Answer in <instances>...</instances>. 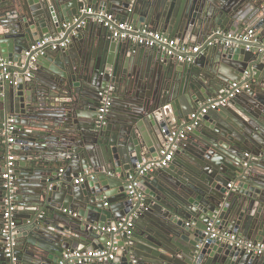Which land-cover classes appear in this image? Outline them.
Returning a JSON list of instances; mask_svg holds the SVG:
<instances>
[{
  "label": "water",
  "instance_id": "1",
  "mask_svg": "<svg viewBox=\"0 0 264 264\" xmlns=\"http://www.w3.org/2000/svg\"><path fill=\"white\" fill-rule=\"evenodd\" d=\"M88 7L200 48L180 62L118 41L81 12ZM249 27L264 38V0H0V60L12 70H26L36 51L25 53L45 35L69 41L37 54L28 79L0 80V123L15 120L18 161L16 244L6 257L0 225V264H57L67 249H103L100 229L126 215L134 229L118 236L114 259L83 264H264L204 236L213 222L264 242V47L234 38ZM233 81L240 91L208 111L130 200L136 163L157 158L168 133ZM108 88L99 125L97 93ZM3 207L0 187V216Z\"/></svg>",
  "mask_w": 264,
  "mask_h": 264
},
{
  "label": "built area",
  "instance_id": "2",
  "mask_svg": "<svg viewBox=\"0 0 264 264\" xmlns=\"http://www.w3.org/2000/svg\"><path fill=\"white\" fill-rule=\"evenodd\" d=\"M81 12L90 14L93 16V20L106 27L111 36L118 41H129L134 44H138L148 48H158L165 55L173 56L180 62H190L192 60L193 53H196L200 46H189L178 42L175 38L168 36L167 34L155 31L146 27H138L131 21L117 19L116 16L108 11L102 9H96L93 7L83 8ZM257 30L254 27H249L242 32L237 33L234 38L243 40L246 42L258 43L264 47V38L257 35ZM217 33H220L217 31ZM64 32L58 35H45L43 38L37 40L25 54L28 56L32 51H36L31 56L29 63L20 64V67H26V70L20 74L10 68L12 64L9 61L0 60V80L14 81L19 77L28 79L30 77V70L33 67V61L37 54H43L45 47L55 49L57 47H67L68 39L63 40ZM247 49L250 46H246ZM17 65V64H15ZM240 91L238 82L233 81L224 89V91L216 96L207 99L200 107L189 115V122L185 123L181 128L171 130L166 137L165 143L160 155L157 158L142 159L135 169L139 174H144L153 171L155 168L163 167L173 158V150L176 148L177 143L187 137V134L193 131L199 124L201 118L211 110H215L221 106H224L227 101ZM111 89H104L100 92L102 97L101 105L98 108V122L102 120L105 112L110 106ZM14 119L9 117L5 123V133L7 134L10 146L14 143ZM248 156V154H246ZM14 153L12 147L7 155L6 164L3 172L1 173V179L3 181V187L6 190L4 198V210H3V225L1 229V236L4 238V253L8 258H13V252L15 247V220L14 212L16 209L15 193L13 189V172H14ZM63 169H60L62 172ZM89 171L85 170L74 179L75 184L81 183L86 176H89ZM130 181L127 185V197L130 200L138 201L142 198V194L138 189L137 180L133 179L129 174ZM230 186V185H229ZM134 229L133 215L123 216L119 218L112 225L102 227L100 230L107 235L105 246L103 249H67L63 251L62 256L57 264H65L67 262H76L79 264L90 263L93 261L113 260L115 253L118 249L117 238L123 234L131 235ZM205 241H217L219 243L230 245L231 247L244 250L247 253L264 256V242H254L244 239L243 237L220 230L216 228L213 222H208L204 230Z\"/></svg>",
  "mask_w": 264,
  "mask_h": 264
},
{
  "label": "flooded vegetation",
  "instance_id": "3",
  "mask_svg": "<svg viewBox=\"0 0 264 264\" xmlns=\"http://www.w3.org/2000/svg\"><path fill=\"white\" fill-rule=\"evenodd\" d=\"M246 29V28H245ZM244 29V30H245ZM220 32V31H218ZM217 33V32H216ZM261 37V36H260ZM100 92L99 91L97 94L98 96H101L100 95ZM111 94V92H110ZM100 103H101V99L99 100V106H100ZM99 108V107H98ZM97 108V109H98ZM105 116V115H104ZM103 116L102 120L99 121V125H103L105 124V117ZM11 117V116H9ZM8 117V118H9ZM98 117H99V114H98ZM97 117V119H98ZM7 118V119H8ZM13 118V117H12ZM14 119V118H13ZM5 123H6V120L1 121L0 123V187L2 189V204L4 206V198H5V195H6V190L4 189L3 187V181L1 179V173L3 172L4 170V167H5V164H6V159H7V155H8V152L10 150V147H12V151L14 153V164H15V167H14V172H13V179H14V182H13V189H14V193H15V196L17 195V189H18V182H17V175H16V171L18 170V161H17V154H16V151H15V145L17 144V137L16 135L13 133V137H14V143L12 144V146H10V142L8 141V137H7V134L5 133ZM14 128H15V120H14ZM62 168V167H61ZM64 169V168H62ZM16 209H17V205H16ZM15 209V211H16ZM3 210H4V207L3 209L1 210V216H0V225L2 226L3 225ZM2 229V227H1Z\"/></svg>",
  "mask_w": 264,
  "mask_h": 264
},
{
  "label": "crops",
  "instance_id": "4",
  "mask_svg": "<svg viewBox=\"0 0 264 264\" xmlns=\"http://www.w3.org/2000/svg\"><path fill=\"white\" fill-rule=\"evenodd\" d=\"M128 41H126V43H127ZM69 44V43H68ZM183 44V43H182ZM187 45H189V46H197V44H190V43H188ZM68 46V45H67ZM145 49H149L148 47H145ZM173 158H174V152H173ZM173 158H172V160H173ZM143 159H148V158H145V157H143ZM171 160V161H172ZM170 161V162H171ZM169 162V163H170ZM139 162H137L136 163V165L138 164ZM168 163V164H169ZM60 167H62V168H65L66 167V163L64 162V161H60ZM136 165H135V167H136ZM167 166V165H166ZM166 166H163V167H166ZM135 167L133 168V170H132V172L131 173H129V174H131V176L133 177V179H135V180H137V182H138V189H139V192L142 194V197H143V192H142V189L140 188V186H141V178L145 175V174H147V173H144V174H139L138 173V171L135 169ZM158 168H161V167H158ZM177 170H179V169H177ZM129 174H128V177H127V185H128V181H130L128 178H129ZM126 216H128V215H126ZM134 216V215H133ZM134 218V217H133ZM242 237V236H241ZM245 239V238H244ZM248 240V239H247ZM252 241V240H251ZM254 242H256V241H254ZM240 250V249H239ZM244 251V250H243ZM246 252V251H245ZM247 253V252H246Z\"/></svg>",
  "mask_w": 264,
  "mask_h": 264
}]
</instances>
